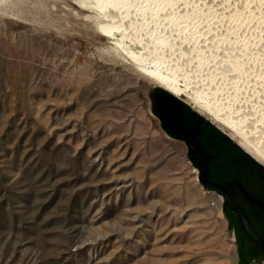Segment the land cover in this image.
Listing matches in <instances>:
<instances>
[{"label":"rangeland","instance_id":"obj_1","mask_svg":"<svg viewBox=\"0 0 264 264\" xmlns=\"http://www.w3.org/2000/svg\"><path fill=\"white\" fill-rule=\"evenodd\" d=\"M77 1L0 0L1 241L18 233L32 238L41 223L45 244L66 236L72 264H237L221 195L201 186L188 145L151 112L150 88H164L116 46L123 33L114 40L99 34L98 12ZM137 16L121 14L132 35L123 44L161 75L189 81L196 94L222 103L252 143L264 146V125L258 129L240 103L227 99L223 85L233 73L223 60L231 59L211 58L196 74L189 55L181 57L207 25L192 16L195 37L189 28L179 39L159 27L168 40L160 50L147 37L155 24L149 32ZM169 93L229 134L185 96Z\"/></svg>","mask_w":264,"mask_h":264},{"label":"bare ground","instance_id":"obj_2","mask_svg":"<svg viewBox=\"0 0 264 264\" xmlns=\"http://www.w3.org/2000/svg\"><path fill=\"white\" fill-rule=\"evenodd\" d=\"M77 5L84 9L94 8L96 12H98L97 18L100 21L97 25V31L102 36L114 40L117 33H123V41L116 43V46H118L126 57L138 67V69L144 71L150 76L156 77L160 86L169 92H178V94L180 93L185 96L198 109L212 117V119L222 128L227 129V131H229V134H227L241 145L244 150L248 151L255 159L259 154L263 157L262 155H264V152L262 149L264 146L260 147L258 146L259 144L256 145V143H252L245 128L237 126V124L234 123L235 121L233 122L232 118L229 116V113L233 112H227L228 109L225 112L229 115L227 113L226 115L223 112V104L221 102L222 106L221 104H217L219 102H216L217 100L214 96L213 98L216 100V103L210 99L212 96L207 97L210 95L203 96V92L202 94H196L193 89L194 87L192 88L193 84L189 81L186 83L183 81L184 84H181L179 81H173L169 76L161 75V71L157 70L154 64H150L149 59L142 58L140 55L132 51L130 47L128 48L126 44H123L125 43L126 34H130V32H127L128 30L125 29L126 26L125 28L122 26L123 23L120 25L121 22L119 23V19L121 14L123 18L126 19L133 14V16L138 15L142 18L143 23L146 25L145 29L150 28L152 23L153 25L155 24V29L153 27L154 30H151L150 28L152 33L148 29L150 33L147 32L148 34H146L148 38L151 36L150 40H152L153 43H150V41V45L155 46V48H160V50L161 48L167 47L166 42L168 41L164 38L166 36L161 35L162 31L164 33L166 32V34L167 31H170L171 35L179 39L181 36L186 35L189 28L192 30L191 34L197 32L193 31L192 26L189 27V21L192 16L197 20L199 19L198 24L202 20V24L207 25L205 28L206 30L202 28L203 30L197 32L200 35L198 34V38L196 37V39H194L195 41H198V44L193 48L190 46L192 49L189 48L191 50H188L187 52L183 50L181 57L186 59L189 55L190 71L192 70V72L197 74L203 71L204 64H213V62L210 61L211 58L218 59L221 54L228 56L231 59L230 62L223 60V58L220 59L223 60V62H226L225 70L228 69L227 71H229V73H233V75L229 76L231 79L230 84L228 86L223 85L224 88H228H225V90H228L227 93L229 94L227 99L229 98L228 100L233 104L237 103V106L238 103H240L241 106L247 110V112H245V114H247L246 116H251L252 119H255L254 121L256 124L254 125L261 126L258 127V129L260 128L261 130L264 125V0H81L77 1ZM125 13L127 14L126 16L124 15ZM148 17L152 22L149 23V21H147ZM196 19L195 21L197 22ZM192 20L191 23L194 22V20ZM131 21L135 22L133 20ZM126 22L124 21V24ZM135 23L138 24V20ZM129 25H131V22ZM163 25L165 30L163 29ZM161 26L163 30L159 31V27L161 28ZM194 26L196 25L194 24ZM131 27L133 28V26ZM135 30L133 31V34L137 32L136 28ZM136 34H138V32ZM192 35L193 36L191 37H195V34ZM136 37L137 36L135 35V38ZM137 38L140 39L139 37ZM170 39H172V37ZM183 41H185L184 38ZM186 42H188V40H186ZM188 43H190V41ZM142 44L143 43H141L140 46H143ZM186 45L188 46V44ZM225 45L226 47H224ZM150 65H154L155 67L153 68L152 66V68H150ZM208 70L209 68L207 71ZM226 73L227 72H225V74ZM219 85L217 86L219 87ZM209 91H212V93ZM209 91L207 92L211 95H216V92L219 90L214 88ZM226 104L229 105V101L224 105ZM246 116L243 115V117ZM258 161L260 162V159ZM55 198L56 195H53L52 200ZM220 200L221 202L223 201L222 197H220ZM38 229L39 232H35V230L31 231L34 235L32 238L26 237L24 233L11 234L9 236L6 235L3 238V242L0 238V264H72L71 258H67L69 253L64 251V248L68 244L66 236L62 234L59 235V233L57 234V230L54 229L53 231L58 237H56L53 243L45 244L42 240L43 233L41 230L43 227L41 223H39ZM53 231H51L52 235H54ZM68 231H73L72 226H69ZM6 254L7 257H5Z\"/></svg>","mask_w":264,"mask_h":264},{"label":"water","instance_id":"obj_3","mask_svg":"<svg viewBox=\"0 0 264 264\" xmlns=\"http://www.w3.org/2000/svg\"><path fill=\"white\" fill-rule=\"evenodd\" d=\"M149 97L163 129L188 145L201 186L221 195L230 236L236 228L239 264H264V167L166 90L153 85Z\"/></svg>","mask_w":264,"mask_h":264},{"label":"trees","instance_id":"obj_4","mask_svg":"<svg viewBox=\"0 0 264 264\" xmlns=\"http://www.w3.org/2000/svg\"><path fill=\"white\" fill-rule=\"evenodd\" d=\"M168 92V91H167ZM171 94V93H170ZM173 95V94H172ZM176 97V96H175ZM181 100V99H180ZM182 101V100H181ZM184 102V101H183ZM186 103V102H184ZM187 105H189L188 103H186ZM192 109L193 107L191 105H189ZM196 111V110H195ZM197 112V111H196ZM198 113V112H197ZM200 114V113H199ZM201 115V114H200ZM203 116V115H201ZM204 117V116H203ZM205 118V117H204ZM206 120H208L211 124H213L216 128H218L217 125H215L213 122H211L209 119L205 118ZM221 132H223L225 135H227L231 140H233L238 146H240L233 138H231L228 134H226V132H224L223 130H221L220 128H218ZM165 131V130H164ZM166 132V131H165ZM167 133V132H166ZM168 134V133H167ZM169 135V134H168ZM170 136V135H169ZM171 137V136H170ZM174 138V137H172ZM178 139V138H175ZM241 147V146H240ZM242 148V147H241ZM243 149V148H242ZM244 150V149H243ZM245 151V150H244ZM189 152V149H188ZM246 152V151H245ZM248 155H250L248 152H246ZM251 156V155H250ZM254 160H256L253 156H251ZM189 158V157H188ZM190 160V159H189ZM191 161V160H190ZM259 164H261L258 160H256ZM191 163L193 164V162L191 161ZM262 165V164H261ZM194 166V165H193ZM263 166V165H262ZM195 167V166H194ZM264 167V166H263ZM197 168V167H195ZM223 211H224V206H223ZM226 217V216H225Z\"/></svg>","mask_w":264,"mask_h":264},{"label":"flooded vegetation","instance_id":"obj_5","mask_svg":"<svg viewBox=\"0 0 264 264\" xmlns=\"http://www.w3.org/2000/svg\"><path fill=\"white\" fill-rule=\"evenodd\" d=\"M227 219V218H226ZM227 221H228V227H229V220L227 219ZM232 233L234 234V236H235V242H236V246H237V237H236V228H235V226H233V228H232ZM237 254H238V251H237ZM239 261H240V257H239V254H238V261H237V264H239Z\"/></svg>","mask_w":264,"mask_h":264}]
</instances>
